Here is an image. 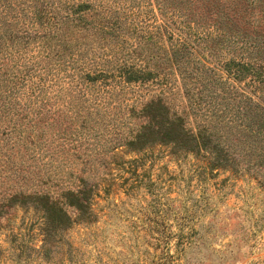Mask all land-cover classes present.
Here are the masks:
<instances>
[{
	"label": "trees",
	"instance_id": "16d2710c",
	"mask_svg": "<svg viewBox=\"0 0 264 264\" xmlns=\"http://www.w3.org/2000/svg\"><path fill=\"white\" fill-rule=\"evenodd\" d=\"M110 135L105 178L74 177ZM156 147L211 174L264 172V0H0V235L15 240L17 208L43 247L95 223L107 168Z\"/></svg>",
	"mask_w": 264,
	"mask_h": 264
},
{
	"label": "rangeland",
	"instance_id": "374dc122",
	"mask_svg": "<svg viewBox=\"0 0 264 264\" xmlns=\"http://www.w3.org/2000/svg\"><path fill=\"white\" fill-rule=\"evenodd\" d=\"M111 141L102 136L85 146L94 162L84 168L81 156L74 177L104 179L102 153ZM123 151L124 161L136 158ZM169 153L156 147L136 169L111 164L106 197L107 184L99 183L96 222L74 225L46 247L38 216L17 208L9 216L15 240L8 230L0 235V264H264V172L211 174L205 162ZM38 173L31 171L30 186ZM66 183L64 177L53 185Z\"/></svg>",
	"mask_w": 264,
	"mask_h": 264
}]
</instances>
